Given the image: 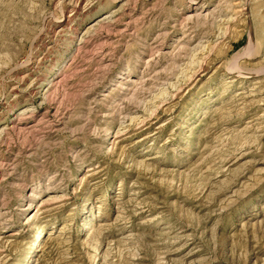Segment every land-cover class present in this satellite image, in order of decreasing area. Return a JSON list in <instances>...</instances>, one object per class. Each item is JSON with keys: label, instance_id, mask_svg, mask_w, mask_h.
<instances>
[{"label": "rangeland", "instance_id": "rangeland-1", "mask_svg": "<svg viewBox=\"0 0 264 264\" xmlns=\"http://www.w3.org/2000/svg\"><path fill=\"white\" fill-rule=\"evenodd\" d=\"M0 213V264H264V0H0Z\"/></svg>", "mask_w": 264, "mask_h": 264}, {"label": "bare ground", "instance_id": "bare-ground-1", "mask_svg": "<svg viewBox=\"0 0 264 264\" xmlns=\"http://www.w3.org/2000/svg\"><path fill=\"white\" fill-rule=\"evenodd\" d=\"M125 4V3H124ZM124 6V5H123ZM124 9V8H123ZM119 10H117V11H113V13L112 14H105V15H103V17H101L100 19H98V20H96L90 27H88V29L83 33V36H82V39H81V43H80V46L82 45V47H80L79 49H78V51H77V54L79 55L80 54V52H82V50L84 51V49L85 50H87V53L89 52V53H95V56H97V55H100L101 57H99L98 59H97V63H96V69H97V71H101V70H104V69H108L109 67H110V65L112 64L111 62H110V60H109V54L108 53H111V52H108L107 51V47H108V42L112 39V36H111V33H110V30L114 27V29H116V31H117V33H120V35L122 34H124V33H129L130 31H132V22H131V19H126V22H125V27L124 28H121V29H119L118 28V25H116V23H117V20H118V18H117V14H115L116 12H118ZM128 11H131V10H129L128 9ZM213 13V12H212ZM212 13H206V14H202V13H199V12H195V13H188V15H187V17L186 18H182V21H181V26L182 27H184V28H186L187 27V23H191V21L190 20H193V19H198V18H204V19H206V20H214V15L212 14ZM126 15V14H125ZM196 19V20H197ZM205 20V21H206ZM135 21V20H134ZM187 22V23H186ZM229 22H230V20H223L222 22H221V24H223L224 26L225 25H228L229 24ZM179 24V23H178ZM190 25V24H189ZM134 26V25H133ZM97 27H101V28H103L104 30H106V32L105 33H103V34H101L99 37H93V31H95L96 29H97ZM188 28V27H187ZM190 29V28H189ZM186 31H188V30H186ZM132 34H133V32L131 33H129V35H131L132 36ZM166 35H168V33H167V31H166V29H161V30H158L157 31V36H156V38L154 39V40H152L153 42L152 43H150L149 44V46H150V48L152 49V51L153 52H155V54H159L160 52H162L163 50H164V48L166 47V43H165V41L163 40L165 37H166ZM221 37H223V36H221ZM186 38H189V36L188 37H186ZM182 39V38H181ZM218 39V38H217ZM220 39V38H219ZM180 41V40H179ZM179 41H177V42H179ZM113 42V41H112ZM180 44H181V42H179ZM92 44H95L96 46L93 48H91L92 49V52H90L91 50H89V48H90V46L92 45ZM110 44V43H109ZM112 44V43H111ZM208 45V44H207ZM183 46V45H182ZM182 46L178 49V51L180 52L182 49L184 50V47L182 48ZM178 47V46H177ZM110 48V47H109ZM201 48V47H200ZM203 48V49H202ZM200 50H199V52H201V53H195V56L198 54V55H202L203 53H204V48H205V45H204V47H202ZM208 48V47H207ZM196 51V50H195ZM206 51V50H205ZM191 52V51H190ZM84 53H86L85 51H84ZM88 53V54H89ZM87 55V54H86ZM93 55V54H92ZM154 55V54H153ZM152 56V55H151ZM179 56V55H178ZM154 57V56H153ZM93 58V57H92ZM151 60H152V58H151ZM148 62H150V61H148ZM147 62V63H148ZM70 63H74V61H72V62H70ZM157 63V62H156ZM72 64H70V65H72ZM150 64V63H149ZM148 65V64H147ZM191 66V65H190ZM147 67V66H146ZM149 67H150V65H149ZM148 68V67H147ZM151 71V70H150ZM76 72V71H75ZM105 73V72H104ZM231 74H232V78H237V79H242V78H244L245 77V75L243 74V72L242 71H240V69H239V66H236V64H234V66H232L231 67V72H230ZM156 75H157V73H156ZM71 78V77H70ZM137 79V78H136ZM136 79H132V80H129L128 82H130L131 83V85L129 86H127L126 87V89H127V91L129 92V93H131V92H133V93H136L137 91L136 90H138V88L137 87H139L138 85H137V83H138V80H136ZM181 79V78H180ZM64 80V79H63ZM176 80V79H175ZM60 81V80H59ZM61 82V81H60ZM176 82H178V80L176 81ZM143 83V82H142ZM144 83H145V81H144ZM166 84V83H165ZM59 85V83H57V84H51L50 86H48L47 88H45V93H47L49 90H50V88H52L53 86L55 87H57ZM142 85V84H141ZM170 85V84H169ZM173 85V84H172ZM60 86V85H59ZM167 86V85H166ZM137 88L136 90L134 89V88ZM177 86H172V88H176ZM179 87V86H178ZM142 88V87H141ZM140 88V89H141ZM58 89V88H57ZM166 90V89H165ZM172 91V90H171ZM174 91V90H173ZM140 92V91H139ZM170 92V91H169ZM245 93V92H244ZM167 94H169V93H167ZM242 94V93H241ZM171 95V94H170ZM175 95V94H174ZM128 96V94H125V96H124V99L126 98ZM131 96V95H130ZM133 96V95H132ZM163 96V94H161V97ZM168 97V96H167ZM166 97V98H167ZM133 98V97H132ZM159 98V97H158ZM168 98H170V97H168ZM156 99H157V97H156ZM125 100H127V99H125ZM160 101V100H159ZM158 101V102H159ZM167 101V100H166ZM165 101V102H166ZM129 102V101H128ZM163 103V102H162ZM243 103V102H242ZM246 104V103H245ZM39 105V107H40V109L42 110V108H43V106H44V104L43 103H40V104H38ZM155 107V106H154ZM122 108V107H121ZM159 108V107H158ZM242 108V107H241ZM245 108V107H244ZM56 108H51V107H49V108H47V110H44L43 109V111H44V114L42 115V117L38 120V122L36 123V124H26L24 121L25 120H28V119H30L31 117H32V110H30V109H26L25 111H24V117L23 118H21V119H19L18 121L17 120H15V121H13L12 122V125H11V127L10 128H14V129H19L20 131H24V130H36V128L37 127H40V129H42V127H44V125H46L47 123L49 124L48 126L49 127H52V128H54V127H56L57 125H53V118H55V117H57V112H56V110H55ZM140 109V108H139ZM156 109V108H155ZM144 110V109H143ZM122 111V110H121ZM231 111V110H230ZM233 111V110H232ZM145 112V111H144ZM146 113V112H145ZM154 113V112H153ZM155 114V113H154ZM154 114H152V112L149 114L148 113V115H147V113L146 114H144V115H146V118H144V119H148V118H151ZM102 115V114H101ZM52 118V119H51ZM125 118V117H124ZM137 118L138 117H132L131 119L133 120V121H137ZM131 120V121H132ZM58 121V120H57ZM143 121V120H142ZM145 121V120H144ZM55 122V121H54ZM141 122V121H140ZM133 123V122H132ZM128 125V124H127ZM131 125V124H130ZM134 125V124H133ZM47 126V125H46ZM121 127H119V129H118V131L116 132V136L117 135H119V134H122L123 132H125V131H127L128 130V127H126L125 125H123V124H121L120 125ZM132 126V125H131ZM44 130V129H43ZM40 132V131H39ZM94 169H92V168H89L88 169V172H92ZM30 196V195H29ZM34 196V194L32 193L31 194V196L30 197H33ZM55 198L56 197H51L50 199H45L43 202V204L44 205H46V204H48V202L50 203V202H56L55 201ZM36 213H38L37 211H36ZM35 213V214H36ZM2 214L0 213V216H1ZM103 225H107V223H105V224H103ZM67 245V244H66ZM96 260V259H95Z\"/></svg>", "mask_w": 264, "mask_h": 264}]
</instances>
